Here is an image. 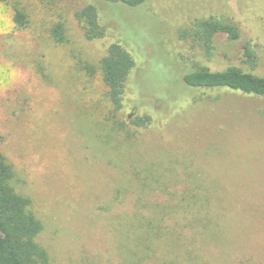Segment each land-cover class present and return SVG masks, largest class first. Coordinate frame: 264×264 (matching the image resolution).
Returning a JSON list of instances; mask_svg holds the SVG:
<instances>
[{
	"label": "rangeland",
	"instance_id": "obj_1",
	"mask_svg": "<svg viewBox=\"0 0 264 264\" xmlns=\"http://www.w3.org/2000/svg\"><path fill=\"white\" fill-rule=\"evenodd\" d=\"M89 4L103 38L77 19ZM212 15L240 37L207 57L181 31ZM114 42L135 60L119 110L101 70ZM197 65L264 76V0L0 1V153L42 223L43 264H264V97L188 86Z\"/></svg>",
	"mask_w": 264,
	"mask_h": 264
},
{
	"label": "trees",
	"instance_id": "obj_2",
	"mask_svg": "<svg viewBox=\"0 0 264 264\" xmlns=\"http://www.w3.org/2000/svg\"><path fill=\"white\" fill-rule=\"evenodd\" d=\"M6 2L7 0H0ZM135 8L146 0H105ZM82 24L85 36L89 40L103 38L106 29L101 24L97 7L89 4L76 14ZM15 21L24 27L27 17L21 9H16ZM63 23H58L53 34L58 41L65 38ZM182 37L193 48L203 50L204 55L211 57L215 49L217 35L225 34L231 40L240 37V29L235 23L217 16H209L194 21L192 26L182 29ZM245 47L246 61L254 67L257 56L247 44ZM135 66L131 52L119 42L111 43L107 54L101 60L103 81L108 87L111 104L115 110L122 107L126 81ZM184 82L197 88H229L247 94L264 97V76L239 66H230L224 70H212L206 66H195L183 76ZM150 116L138 117L136 124L145 126ZM16 173L7 158L0 153V264H43L46 259L45 250L36 241L42 230V223L30 208L31 201L17 192L15 187ZM148 228L158 229V223L152 219L145 220ZM158 234V231L155 230Z\"/></svg>",
	"mask_w": 264,
	"mask_h": 264
}]
</instances>
